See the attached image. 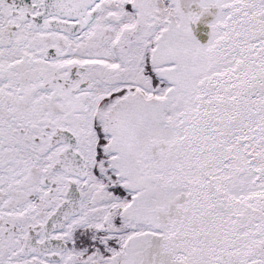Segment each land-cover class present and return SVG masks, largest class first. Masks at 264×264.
Returning a JSON list of instances; mask_svg holds the SVG:
<instances>
[{
  "label": "snow or ice",
  "instance_id": "snow-or-ice-1",
  "mask_svg": "<svg viewBox=\"0 0 264 264\" xmlns=\"http://www.w3.org/2000/svg\"><path fill=\"white\" fill-rule=\"evenodd\" d=\"M0 264H264V0H0Z\"/></svg>",
  "mask_w": 264,
  "mask_h": 264
},
{
  "label": "water",
  "instance_id": "water-1",
  "mask_svg": "<svg viewBox=\"0 0 264 264\" xmlns=\"http://www.w3.org/2000/svg\"><path fill=\"white\" fill-rule=\"evenodd\" d=\"M211 16L203 17L200 22L196 25L192 26L194 34L196 35L197 39L201 42V44H206L210 33V28L208 24L212 21Z\"/></svg>",
  "mask_w": 264,
  "mask_h": 264
}]
</instances>
